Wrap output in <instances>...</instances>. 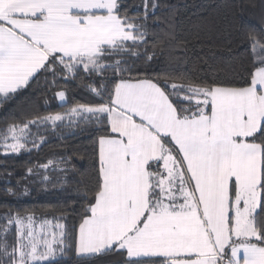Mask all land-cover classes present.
Wrapping results in <instances>:
<instances>
[{
  "label": "snow or ice",
  "instance_id": "6c2138e0",
  "mask_svg": "<svg viewBox=\"0 0 264 264\" xmlns=\"http://www.w3.org/2000/svg\"><path fill=\"white\" fill-rule=\"evenodd\" d=\"M122 7L118 0H0V104L42 76L46 84L83 78L97 97L63 115L6 121L5 153L40 147L49 127L94 125L100 133L95 184L78 223L70 225L62 208L7 213L0 264H53L70 251L80 259L116 253L119 264H264V29L243 33L260 54L239 81L153 78L135 68L155 57L139 51L148 43L144 17L121 15ZM214 27L205 21L197 38L211 43ZM58 96L65 100V92ZM67 165L61 155L28 172L67 173Z\"/></svg>",
  "mask_w": 264,
  "mask_h": 264
},
{
  "label": "trees",
  "instance_id": "16d2710c",
  "mask_svg": "<svg viewBox=\"0 0 264 264\" xmlns=\"http://www.w3.org/2000/svg\"><path fill=\"white\" fill-rule=\"evenodd\" d=\"M251 2L255 7L250 6V0H118L123 6L121 15L144 17L148 43L139 51L148 49L150 54L155 52L150 62L136 60L135 68L140 69L142 75L153 78L178 74L196 79L239 81L242 74L246 75L245 69L251 67L260 54L259 47L256 52L251 50L250 44L242 38L243 33H260L264 29V2ZM146 4H155L156 7L145 9ZM205 21L215 23L211 43L206 38H197V30L204 26ZM51 79L48 77L46 84L42 76L30 89L0 104V128L6 121L17 117L27 120L34 119L37 113L41 116L63 115L72 107L96 103L97 97L84 86L87 81L82 82L83 78L59 84H53ZM174 82L182 83L180 80ZM60 91L65 92L62 103L57 100ZM95 127L88 126L83 130L73 127L62 133L53 132L51 127L41 129L45 143L38 148L29 144L15 154H6L0 146V218L9 212L15 215L18 211H35L40 215L62 208L66 210L64 214L70 225L78 223L79 215L88 204L85 193L91 198L90 189L95 184V141L100 135ZM61 155L68 160L67 173L53 170L51 166L39 168L40 176L28 172V169H37L49 160H58ZM43 176H48L49 180L42 182ZM57 178L63 182L58 183ZM9 188L14 195L6 191ZM4 223V219H0V226ZM14 235L9 231L10 241ZM122 259L116 253L80 259L70 251L63 258L58 256L53 264H119Z\"/></svg>",
  "mask_w": 264,
  "mask_h": 264
},
{
  "label": "rangeland",
  "instance_id": "374dc122",
  "mask_svg": "<svg viewBox=\"0 0 264 264\" xmlns=\"http://www.w3.org/2000/svg\"><path fill=\"white\" fill-rule=\"evenodd\" d=\"M57 100L60 102V103H62V102H64L65 100H61L60 98H59V96L57 95ZM38 215V214H37ZM58 257V256H57Z\"/></svg>",
  "mask_w": 264,
  "mask_h": 264
}]
</instances>
